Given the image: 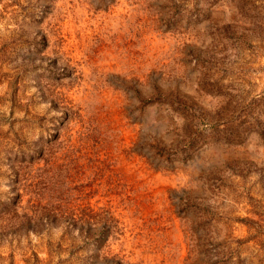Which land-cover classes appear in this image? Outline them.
Segmentation results:
<instances>
[{
  "label": "rangeland",
  "instance_id": "1",
  "mask_svg": "<svg viewBox=\"0 0 264 264\" xmlns=\"http://www.w3.org/2000/svg\"><path fill=\"white\" fill-rule=\"evenodd\" d=\"M0 264H264V0H0Z\"/></svg>",
  "mask_w": 264,
  "mask_h": 264
}]
</instances>
